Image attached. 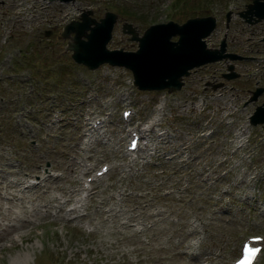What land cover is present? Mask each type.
<instances>
[{"label": "rangeland", "instance_id": "obj_1", "mask_svg": "<svg viewBox=\"0 0 264 264\" xmlns=\"http://www.w3.org/2000/svg\"><path fill=\"white\" fill-rule=\"evenodd\" d=\"M249 3L0 0V264H230L246 237L264 238V123L240 129L264 103L263 92L245 105L264 85V20L239 15ZM85 11L117 16L107 50L136 51L124 23L141 36L214 16L207 47L224 36L227 52L252 59L232 64L228 81L222 60L192 70L178 92L138 91L127 69L71 59L61 32ZM136 127L146 140L128 152ZM45 174L57 178L45 196L25 189ZM93 176L87 199L82 183ZM55 198L71 200L65 218L43 209ZM77 201L86 205L69 212Z\"/></svg>", "mask_w": 264, "mask_h": 264}, {"label": "water", "instance_id": "obj_2", "mask_svg": "<svg viewBox=\"0 0 264 264\" xmlns=\"http://www.w3.org/2000/svg\"><path fill=\"white\" fill-rule=\"evenodd\" d=\"M245 8L246 10L239 14L245 22L254 24L264 20V0H251ZM87 14L91 12H82L80 21L70 22L61 33L63 40H69L66 50L71 51V58L75 63L83 64L91 70L104 63L112 67L123 66L132 72L133 83L140 91L166 90L168 94L178 92L184 85L182 79L189 76L193 69L222 60L234 62L246 59L234 53H227L224 37L218 48L211 49L206 46L205 38L216 27L214 16L188 18L180 25L169 21L150 26L142 36L138 35L131 24L124 23L121 31L138 44L136 51L125 52L122 49L106 48L117 16L107 12L102 19L96 21ZM228 16L229 14L226 16L227 21ZM72 33L73 36L70 37ZM173 36H178L176 41L171 40ZM227 70L229 73L223 74L227 81L238 77L232 64H228ZM263 91V87L257 88L247 103L256 101ZM250 119L252 125L264 123V103L255 108Z\"/></svg>", "mask_w": 264, "mask_h": 264}, {"label": "bare ground", "instance_id": "obj_3", "mask_svg": "<svg viewBox=\"0 0 264 264\" xmlns=\"http://www.w3.org/2000/svg\"><path fill=\"white\" fill-rule=\"evenodd\" d=\"M206 43V42H205ZM121 68H124L123 66H120ZM125 69V68H124ZM68 167V169L69 168H71L72 170H73V167L71 166V165H68L67 166ZM87 169H85V171H86ZM35 172H37V169H36V171ZM82 172H84V171H82ZM29 176H31L32 174H28ZM40 181V182H39ZM54 182H57V178L56 177H53L52 175H49V174H45V175H41V177H40V179L36 182V183H34L33 185L34 186H25V189H28V190H30V189H34V190H36V191H40L41 193V195H43V196H45L46 195V193H48V190H49V186L47 185V184H49V183H54ZM24 183V180L23 179H18L17 181H16V185H19V186H21L22 184ZM36 184V185H35ZM72 192H74V191H68L66 194H67V197H70V195H71V193ZM88 195L89 196H91L92 195V193H91V191L90 190H88ZM89 196L87 197V198H89ZM38 197H39V195H38ZM57 198H55V199H53L52 200V202L54 203V201L57 203V205L56 206H54V205H51V206H48V205H46V204H44V205H42V207H43V209L45 210V211H50L51 209H55L56 210V213H58V207H59V210L62 212V217L63 218H65L66 216V212H65V210H64V206L66 205V204H68L71 200L69 199V198H66L63 202H59L58 200H56ZM81 206H83V205H81ZM78 211V209H77V207H74L73 209H71L70 210V212H73V213H76ZM18 222V221H17ZM20 227L21 226H24V225H26L27 224V222H25V221H23V220H21L20 221ZM15 227L13 226V227H5V228H3V230L5 231V232H8L9 230H11V229H14ZM21 237V236H20ZM21 239V238H20ZM9 240H13L12 238H9ZM260 255H261V252H260V254L258 255V257H257V260H258V258L260 257ZM256 260V261H257Z\"/></svg>", "mask_w": 264, "mask_h": 264}, {"label": "snow or ice", "instance_id": "obj_4", "mask_svg": "<svg viewBox=\"0 0 264 264\" xmlns=\"http://www.w3.org/2000/svg\"><path fill=\"white\" fill-rule=\"evenodd\" d=\"M258 249L255 248H249L245 246L244 249V260L241 262V264H250V261L254 258L256 252H258Z\"/></svg>", "mask_w": 264, "mask_h": 264}, {"label": "trees", "instance_id": "obj_5", "mask_svg": "<svg viewBox=\"0 0 264 264\" xmlns=\"http://www.w3.org/2000/svg\"><path fill=\"white\" fill-rule=\"evenodd\" d=\"M177 1H178V0H177ZM127 14H128V15H131V13H128V12H127Z\"/></svg>", "mask_w": 264, "mask_h": 264}]
</instances>
